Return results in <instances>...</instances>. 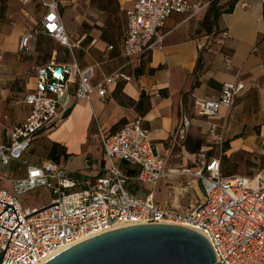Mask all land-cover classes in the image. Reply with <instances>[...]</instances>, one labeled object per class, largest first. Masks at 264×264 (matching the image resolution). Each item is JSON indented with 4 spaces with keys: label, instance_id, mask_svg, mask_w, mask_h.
I'll return each mask as SVG.
<instances>
[{
    "label": "built area",
    "instance_id": "2783aa9c",
    "mask_svg": "<svg viewBox=\"0 0 264 264\" xmlns=\"http://www.w3.org/2000/svg\"><path fill=\"white\" fill-rule=\"evenodd\" d=\"M41 1L45 12L39 29L67 46L71 61L55 63L52 59L36 68L34 86L24 96L26 115L0 138V163L25 164V173L14 181L12 190L0 182L1 264H42L88 237L122 226L151 223L188 225L206 238L220 264H264V166L251 175L224 174L223 127L214 120L220 108L231 107L246 92L241 78L223 82L217 98H194L189 110L181 112L174 136L184 138L193 117H204L208 138L219 147L216 155L200 152L190 169L168 165L165 156L155 151L140 118L109 133L98 128L96 139L106 166L92 180L82 179L77 170L52 159L39 163L23 160L35 135L65 117L76 101L90 100L93 93L105 97L108 86L130 79L116 69L93 82L95 66L80 65L71 50L73 44L59 15V0ZM212 1L134 0L126 10L121 53L128 58L146 54L158 45L172 14L184 13L189 18ZM35 32L21 36L18 52L33 49ZM227 37L226 29L204 32L196 38L198 50H220ZM112 49V45L106 47L107 51ZM223 59L230 67L229 55L224 54ZM262 145L264 156V140ZM130 167L135 168L133 173ZM185 173L190 176L185 186H196L199 195L183 210L167 202L157 203L152 191L143 194L127 188L131 184L155 185L160 180L175 182ZM176 185L173 187L180 191L179 198L183 187ZM38 187L49 191L50 201L39 207H23L18 193Z\"/></svg>",
    "mask_w": 264,
    "mask_h": 264
},
{
    "label": "crops",
    "instance_id": "0c3cea01",
    "mask_svg": "<svg viewBox=\"0 0 264 264\" xmlns=\"http://www.w3.org/2000/svg\"><path fill=\"white\" fill-rule=\"evenodd\" d=\"M188 1L204 4L208 0ZM229 1L217 0V4L225 6ZM133 2L112 0L110 5L108 0H59V15L73 44L71 50L80 65L95 66L93 82L116 69L130 79H120L108 86L105 97L93 93L90 100L76 101L65 117L35 135L38 144L60 143L67 153L66 162L74 158L83 162L80 168H68L77 170L82 179L92 180L106 166L96 139L98 128L109 133L140 118L155 151L165 156L168 165L190 169L200 152L216 155L218 145L208 138L204 117H193L184 138L174 136L181 112L189 110L194 98H217L223 82L241 78L246 83V92L231 107L220 108L214 120L223 127L224 155L254 149V136L242 135L243 129L254 124L248 116L240 114L249 106L237 101L254 97L259 110L264 112V46L263 42L258 43L264 35V0H236L231 11L220 13L215 28L228 32L220 50L205 53L197 47L196 38L203 33L201 21L208 4L189 18L184 13L172 14L162 28L158 45L144 55L128 58L121 53L122 39L116 40L117 54L109 39L114 22L120 21L124 33L126 10ZM4 5L0 18V126L7 127L26 115L24 96L35 82V74L29 70L31 62L18 52L19 40L23 34L39 29L45 8L41 0H5ZM108 45H112L111 51L106 50ZM224 54L229 55L230 67L224 63ZM238 118L242 121L238 122ZM262 136L263 131L258 137ZM210 150L214 152L209 154ZM128 169L133 173L135 168ZM189 179L185 173L175 182L160 180L155 185H134L131 191L143 194L152 191L157 203L167 202L183 210L192 201L184 194L189 186L183 187L177 198L178 189L173 185L180 186Z\"/></svg>",
    "mask_w": 264,
    "mask_h": 264
},
{
    "label": "water",
    "instance_id": "95a60500",
    "mask_svg": "<svg viewBox=\"0 0 264 264\" xmlns=\"http://www.w3.org/2000/svg\"><path fill=\"white\" fill-rule=\"evenodd\" d=\"M57 68L55 73H59ZM3 252H0V264ZM42 264H220L206 238L171 223L133 224L88 237Z\"/></svg>",
    "mask_w": 264,
    "mask_h": 264
},
{
    "label": "rangeland",
    "instance_id": "374dc122",
    "mask_svg": "<svg viewBox=\"0 0 264 264\" xmlns=\"http://www.w3.org/2000/svg\"><path fill=\"white\" fill-rule=\"evenodd\" d=\"M108 1L110 2L111 5L112 0H108ZM263 13H264V3H263ZM122 35L123 34L121 32L120 21L112 23L109 41L114 44L113 52H115V54H117L118 52V45H116V40H118L119 37L120 39H122ZM262 44L264 46V41ZM19 54L20 57L29 60L31 62V67L29 70L32 71L34 74L37 67L50 62L53 57L55 63H64L71 61V53L69 48L65 45H61L53 37H50L45 33H43L42 31H40V29L36 30L35 32L33 49L24 52V54L23 53H19ZM243 101L244 104L248 105L249 107L244 111L242 110L240 114L243 116L244 115L248 116L249 120H252L254 124H252V126H249L248 128H245V131L243 129L242 135L246 136L249 133L252 136H254L253 140L256 147L251 150L240 149L234 151V153H231L228 156L222 153L221 168L222 171L226 174L239 173L244 175H251L252 173L257 172L261 167L264 166V156L261 155L262 152L261 149H263V145H261L260 147V140L264 138V112L259 110L258 108L259 104L254 97L240 98L237 102L242 103ZM235 102L236 99L233 105L235 104ZM241 121L242 119L238 118V122ZM10 127L11 125L7 127L0 126V130H2L1 132L3 133L2 136H4L5 132H7V130ZM246 129H247V133H246ZM261 131H263V136L258 137ZM214 146L215 145H213V147ZM73 147H76V145H74ZM50 148H51V143L45 142L38 144V140L33 139L30 148L23 156V160H27L32 163H39L44 159H52L56 161L55 158H51L48 156ZM225 149H226V144L225 142H223L221 151L224 152ZM213 150H210L209 154H212V152L215 151ZM59 151L60 150L58 149L57 152ZM218 151H219V147L218 149H216V154L218 153ZM56 157H58L56 162H60L61 164H65L74 169L80 168L83 165V162H81L79 158H74L72 162L71 161L66 162L67 157H64L60 154ZM24 170H25V164L23 162L11 161L7 164L0 163V175L3 176L2 177L3 180L0 179V182L3 183L5 187H7L9 190H12L14 181L23 176ZM132 185L133 184H131V186L130 185L127 186V188L129 190H132V188L135 187V186L132 187ZM180 187H185V183L180 184ZM184 194L185 196L188 197V200L191 199L192 201H194L195 199H198L199 191L196 186L194 187L189 186V188L185 190ZM18 199L23 207L26 208L39 207L43 204L48 203L51 199V196L49 191H47V189L43 187H38L28 191L19 192Z\"/></svg>",
    "mask_w": 264,
    "mask_h": 264
},
{
    "label": "trees",
    "instance_id": "16d2710c",
    "mask_svg": "<svg viewBox=\"0 0 264 264\" xmlns=\"http://www.w3.org/2000/svg\"><path fill=\"white\" fill-rule=\"evenodd\" d=\"M4 1L5 0H0V18L2 17L4 8H5ZM235 1L236 0H230L225 6H220L217 4V0H213L209 4V7H208V9H207L202 21H201V28L203 29V33L204 32H210L213 30H217L215 28L217 17L220 15L221 12L231 11ZM263 15H264V13H263ZM263 41H264V35L258 40V43L263 42ZM140 102H141V98H140ZM58 149L60 150L59 152H57ZM54 154H56V155H54ZM59 154L64 156V157H67V153L65 152L64 147L58 142H52L48 156L51 158H55L57 161L58 157H56V156H58ZM221 170H222V168H221ZM224 174H226V173H224Z\"/></svg>",
    "mask_w": 264,
    "mask_h": 264
},
{
    "label": "bare ground",
    "instance_id": "6f19581e",
    "mask_svg": "<svg viewBox=\"0 0 264 264\" xmlns=\"http://www.w3.org/2000/svg\"><path fill=\"white\" fill-rule=\"evenodd\" d=\"M177 192L179 193L180 191L177 190ZM183 225L188 226V225H186V224H183Z\"/></svg>",
    "mask_w": 264,
    "mask_h": 264
},
{
    "label": "snow or ice",
    "instance_id": "6c2138e0",
    "mask_svg": "<svg viewBox=\"0 0 264 264\" xmlns=\"http://www.w3.org/2000/svg\"><path fill=\"white\" fill-rule=\"evenodd\" d=\"M49 19H52V17H49Z\"/></svg>",
    "mask_w": 264,
    "mask_h": 264
}]
</instances>
